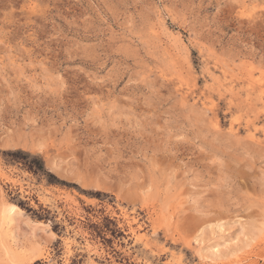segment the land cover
Masks as SVG:
<instances>
[{
	"label": "rangeland",
	"instance_id": "374dc122",
	"mask_svg": "<svg viewBox=\"0 0 264 264\" xmlns=\"http://www.w3.org/2000/svg\"><path fill=\"white\" fill-rule=\"evenodd\" d=\"M0 264H264V0H0Z\"/></svg>",
	"mask_w": 264,
	"mask_h": 264
},
{
	"label": "bare ground",
	"instance_id": "6f19581e",
	"mask_svg": "<svg viewBox=\"0 0 264 264\" xmlns=\"http://www.w3.org/2000/svg\"><path fill=\"white\" fill-rule=\"evenodd\" d=\"M6 206H7V211H8V213L15 212V210L18 209L17 205L14 204V203H8ZM4 207H5V206H4ZM16 213H18V212H16ZM16 213H15V214H16ZM6 214H7V213H6ZM13 214H14V213H13ZM15 214H14V215H15ZM8 215H9V214H8ZM3 216H4V215H3ZM1 217H2V216H1ZM11 218H12V216L9 215L6 219L11 220ZM6 221H8V220H5V222H6ZM7 223H8V222H7ZM223 226H224V225L221 224V225H219L218 228H219L220 231L225 232V227L223 228ZM223 235H225V234L223 233L221 236H223ZM217 246H218V245L215 244V245H213V246L211 247V248L213 249L212 252H211V254H214V255H217V254H218V251H220V250H219V248H218ZM202 249H203V248H202ZM206 257H207V256H206ZM207 258H208V257H207Z\"/></svg>",
	"mask_w": 264,
	"mask_h": 264
},
{
	"label": "trees",
	"instance_id": "16d2710c",
	"mask_svg": "<svg viewBox=\"0 0 264 264\" xmlns=\"http://www.w3.org/2000/svg\"><path fill=\"white\" fill-rule=\"evenodd\" d=\"M7 155H17V154H23V155H25V156H29V154H27V153H25V152H23V151H21V150H18V151H8V152H5ZM36 159V158H35ZM37 160V159H36ZM40 159H38L37 161H39ZM41 160L39 161V165H37V167H35V169H37V170H39V169H41ZM35 165L34 164H32V165H29V167L31 168V167H34Z\"/></svg>",
	"mask_w": 264,
	"mask_h": 264
}]
</instances>
